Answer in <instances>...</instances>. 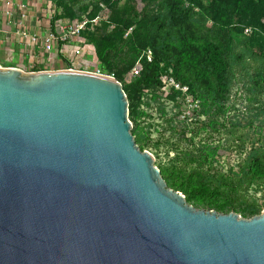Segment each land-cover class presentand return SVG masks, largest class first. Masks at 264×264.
Instances as JSON below:
<instances>
[{
  "label": "water",
  "instance_id": "1",
  "mask_svg": "<svg viewBox=\"0 0 264 264\" xmlns=\"http://www.w3.org/2000/svg\"><path fill=\"white\" fill-rule=\"evenodd\" d=\"M114 76L0 66V264H264V211L195 208Z\"/></svg>",
  "mask_w": 264,
  "mask_h": 264
},
{
  "label": "trees",
  "instance_id": "2",
  "mask_svg": "<svg viewBox=\"0 0 264 264\" xmlns=\"http://www.w3.org/2000/svg\"><path fill=\"white\" fill-rule=\"evenodd\" d=\"M48 1L60 11L50 22L52 30L55 20L78 23L70 20L75 0ZM106 1L96 0L95 4ZM207 1L206 5L204 0H125L120 6L113 3L111 14L98 25L93 23L96 13L88 14L76 38L79 45L92 46L104 68L102 72L113 74L120 82L137 56L149 49L151 59L143 57L137 74L128 83L121 82L122 88L129 99L136 91L159 89L164 73L186 86V92L171 87L165 96L176 106L177 97L183 100L186 94L198 100L199 108L189 111L196 112L197 117L204 114L205 119L195 121L192 128L187 123L181 125L177 132L189 143L200 130L209 135L220 132L218 125L224 124L217 118L224 116L236 85L251 109L264 120V0ZM196 26L204 31L196 32ZM246 28L250 30L246 32ZM133 108L129 103V115L139 117ZM163 109L160 103L158 110L163 113ZM170 119L167 122L171 127ZM145 139L142 133L135 135L140 148ZM240 141L238 150L245 155L238 168H230L228 174L213 172L215 147L198 144L194 151L186 152L171 144L174 156L160 169L167 187L181 192L195 208L232 211L244 218L259 214L261 204L250 199L248 193L264 186V137L248 149L244 140Z\"/></svg>",
  "mask_w": 264,
  "mask_h": 264
},
{
  "label": "rangeland",
  "instance_id": "3",
  "mask_svg": "<svg viewBox=\"0 0 264 264\" xmlns=\"http://www.w3.org/2000/svg\"><path fill=\"white\" fill-rule=\"evenodd\" d=\"M67 3V0H64ZM75 4L72 8L71 21H84L87 15L91 12H95L97 19L95 24H99L102 19H107L111 14L110 6L113 3L117 5H122L125 0H107L106 2H101L96 5V0H75ZM208 3L204 0V4ZM52 5V4H51ZM49 7V16H55L59 14L60 11L55 8L54 5ZM50 17V18H51ZM63 22L66 19H59ZM94 20V19H93ZM70 23V21H69ZM72 23V22H71ZM112 25H109V29ZM89 27H92L91 25ZM131 28L128 29L127 33L130 32ZM196 32H203L201 27H195ZM125 33L124 36L127 35ZM77 40V39H76ZM75 40V37L69 40L66 44L67 51H65L66 60L75 69H86L90 70L93 68H99L104 71L103 66L98 61L97 57L94 55V48L90 45H79ZM73 46H78L77 50ZM150 50L146 49L142 51L140 55L137 56L134 63L146 56ZM151 54V51H150ZM62 60L60 68H67L68 62ZM0 62V66H3ZM105 72V71H104ZM171 69L168 68V73ZM164 73L161 77L162 83L164 82ZM131 70L127 71L122 77V83H128L129 80L133 79ZM164 78V79H163ZM165 84L163 83L159 89L146 88L141 92L136 91L132 93L130 99L127 97L128 104H133L135 109L140 116H130L128 111V119L131 123L130 132L134 137L136 134H144L146 139L141 141V148L139 144L137 146L141 150H146L153 156V164L159 169L167 165L168 160L174 156L175 151L170 149V145L174 144L178 151H194L198 144L205 146L215 147L216 151L214 154L213 162V172L218 174H228L230 168L235 171L238 168V163L242 161V157L245 152H240L238 150L240 140H244L245 149H248L251 143H255L258 139L264 137V120L262 116H258L256 112L251 109L248 105L245 94L242 90H239V85H236L233 89L231 99L227 103V110L223 117L217 118L219 123L223 125H218L220 127V132H212L210 135L205 130H200L195 136L192 143H189L183 139L179 138L178 129L181 125L189 124V128H192L194 122L197 120H204L205 115L201 114L199 117L196 116V112L187 113L188 107H186L183 101L179 102L178 105H174V100L169 99L165 96L166 92L164 90ZM168 90V89H167ZM128 94V93H127ZM158 96L159 100L153 99L154 96ZM127 96V95H126ZM145 102V103H144ZM148 103V104H146ZM163 105V113L158 110L159 104ZM199 105V102H198ZM197 109L199 108L196 107ZM172 118L170 121L172 126H169L167 120ZM147 126H150L149 128ZM185 136H189V132ZM200 141V142H199ZM157 144V145H156ZM168 149V155L166 151ZM207 166H204V170ZM249 198L254 199L257 203L261 204V211H264V186L260 189L249 193ZM238 216H241L238 214ZM242 217V216H241Z\"/></svg>",
  "mask_w": 264,
  "mask_h": 264
},
{
  "label": "crops",
  "instance_id": "4",
  "mask_svg": "<svg viewBox=\"0 0 264 264\" xmlns=\"http://www.w3.org/2000/svg\"><path fill=\"white\" fill-rule=\"evenodd\" d=\"M51 4L48 0H0V62L3 66L17 67L26 72L61 67L62 60L67 58L63 50L64 46H68L66 42H59L54 46L51 54L54 59L49 63L47 53L40 43L28 47L26 39L17 33L22 29L25 32L43 35L51 28L50 22L54 18L48 14ZM22 12L25 13V17L22 24L18 25Z\"/></svg>",
  "mask_w": 264,
  "mask_h": 264
},
{
  "label": "built area",
  "instance_id": "5",
  "mask_svg": "<svg viewBox=\"0 0 264 264\" xmlns=\"http://www.w3.org/2000/svg\"><path fill=\"white\" fill-rule=\"evenodd\" d=\"M25 17V13L22 12L19 15V19H18V25H21L23 22V18ZM98 18V17H97ZM95 18L94 21L97 19ZM86 23V20L82 21V22H78V23H69V22H63L61 20H56V22L54 23L55 29L52 30L51 28H48V30H46L44 32L43 35H38L35 32H25L22 29L20 31H18L17 33H19L20 37H23L26 39L27 41V46L32 47L33 45L40 43V45L43 47V50L47 53V62H52L54 57L51 55L52 51L54 49V46H56V44H59V42H69V40L72 37L77 38L80 30L84 27ZM250 29L246 28L245 31L248 32ZM80 41V40H78ZM75 47L77 50V48H79L78 46H73ZM64 54L65 51H67V46H64ZM146 58L147 60L151 59V54L150 51L148 53H146ZM68 62V61H67ZM67 68H73L71 65H67ZM140 67V61L137 60L134 63V66L131 68V74L133 76H135L138 72V69ZM75 69V68H74ZM82 70H86V69H82ZM87 71H91L94 73H98V74H104L99 68H93ZM110 76H113V74H108ZM164 90L167 92L170 90L171 87H173L174 89L180 90L182 92H186L187 87L181 85L179 82H177L172 76L169 75H165L164 76ZM168 89V90H167ZM183 101L186 105V107H188V111L187 113H189L190 109H194L196 107H198V100L197 99H193V97L190 94H186L185 98L183 100H181L180 98L177 97V102H181Z\"/></svg>",
  "mask_w": 264,
  "mask_h": 264
}]
</instances>
